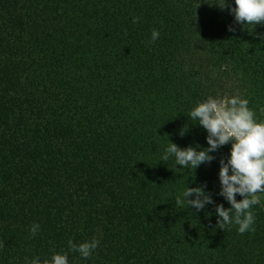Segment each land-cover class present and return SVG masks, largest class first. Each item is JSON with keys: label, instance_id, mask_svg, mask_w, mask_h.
I'll use <instances>...</instances> for the list:
<instances>
[{"label": "trees", "instance_id": "16d2710c", "mask_svg": "<svg viewBox=\"0 0 264 264\" xmlns=\"http://www.w3.org/2000/svg\"><path fill=\"white\" fill-rule=\"evenodd\" d=\"M221 4L0 0V264H264L260 202L243 234L218 228L213 205L174 202L206 183L230 207L216 195L230 145L195 170L161 159L168 140L207 146L188 114L210 95L264 120V24ZM92 238L87 259L68 248Z\"/></svg>", "mask_w": 264, "mask_h": 264}, {"label": "clouds", "instance_id": "9594fccd", "mask_svg": "<svg viewBox=\"0 0 264 264\" xmlns=\"http://www.w3.org/2000/svg\"><path fill=\"white\" fill-rule=\"evenodd\" d=\"M219 7H227L236 24H264V0H231V3L222 0ZM226 30L234 32L236 29L229 25ZM158 36L159 32L153 29L151 41L154 42ZM188 115L206 132L207 146L180 148L168 140L161 159L168 161L173 158L176 166L195 170L201 164H210L216 159L214 154L221 147L230 145L227 155L217 161L216 192L230 207L215 203L211 192L206 190V183L196 187L186 186L176 196L175 204L186 205V209L196 212L213 205L218 228L223 230L225 226L236 225V231L240 234L252 231L255 217L251 209L259 203V195L264 194V120H257L255 113L248 107V100L238 95H210L203 101H197ZM179 135H184L183 129ZM39 227V224L33 223L29 232L34 235ZM98 244L95 238L78 244L68 240L69 250L77 252L82 259L89 258ZM28 264H68V257L54 252L50 259L41 260L33 256Z\"/></svg>", "mask_w": 264, "mask_h": 264}, {"label": "rangeland", "instance_id": "374dc122", "mask_svg": "<svg viewBox=\"0 0 264 264\" xmlns=\"http://www.w3.org/2000/svg\"><path fill=\"white\" fill-rule=\"evenodd\" d=\"M258 199H259V202L261 203V205L264 207V194H260Z\"/></svg>", "mask_w": 264, "mask_h": 264}]
</instances>
